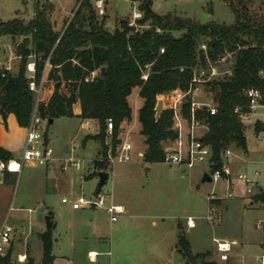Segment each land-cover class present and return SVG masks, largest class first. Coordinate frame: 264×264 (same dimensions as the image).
I'll return each instance as SVG.
<instances>
[{
  "label": "rangeland",
  "instance_id": "1",
  "mask_svg": "<svg viewBox=\"0 0 264 264\" xmlns=\"http://www.w3.org/2000/svg\"><path fill=\"white\" fill-rule=\"evenodd\" d=\"M93 3L94 0H90L97 19L104 17V28L110 32L118 26L119 19L132 20V14L137 9V5L129 0H107L103 14H98ZM255 4L256 2H251L250 6ZM36 6L46 10L53 30L62 32L79 6V1L0 0V22L19 18L26 23L33 17ZM151 10L158 14L171 13L187 17L199 23L231 24L234 20L233 14L221 0H155ZM173 35L178 37L180 33L173 32ZM22 38L23 36L15 39L6 35L0 36V67H5L3 58L11 72L17 71L19 57L16 55V45ZM225 57V61L219 63L222 71L216 78L220 79L228 72V62L233 57L229 54ZM31 62L32 56L28 58L27 64ZM27 74H30L28 70ZM203 81L196 83L192 100L197 103H214L212 94L208 92ZM40 82L39 98L40 101H46L54 89V83L46 78V73ZM128 101L132 118L126 121L118 138L121 144L128 137L132 147L129 152L130 160H116L120 148L118 144L115 155L112 156L115 162L108 161L105 170L125 177L118 186L109 172L99 191L106 195L105 205L112 199L113 203L127 205L130 211L110 222L102 206L77 210L71 208V202L78 197L90 199L98 191L96 171L104 170L92 165V161L100 157L99 144L93 140H89L84 147L80 144L84 135L95 133L96 125L94 124L93 129H85L82 121L76 117L56 118L47 128L52 159L44 165L26 162L19 173L12 174L14 180L10 184L3 183L0 177V224L6 220L8 225L17 228L13 235L11 261H17V253L27 252L33 258L34 264L40 262L42 248L38 234L48 229L44 217L50 213L54 224L50 227L52 240L58 239L53 246V252L65 256L58 257L55 264H188L174 250L175 224L178 222L193 253L208 252L205 259L219 264H231L232 261L235 264H260L258 257L264 253V202L255 200L256 192L237 198L242 184L235 178L232 188L223 180L202 181L204 173L209 170L203 163L187 169L162 162L153 165L151 171L145 173L146 171L141 170L142 165H147L142 157L145 145L137 122V106L142 100L137 94V88L132 89ZM258 115L260 116L252 124L255 135L258 134L259 127L254 126H264V101L256 109V116ZM256 116L247 115L242 121L243 125L251 124ZM185 132L183 127L182 139ZM201 132L202 128L195 130V134ZM253 133L250 128L246 132L251 161L245 160L246 151L233 144L228 147L232 152L230 159L235 171H244L249 175L258 171V180L264 185L260 140ZM4 138L11 144L13 152H20L21 135L6 124H1L0 140L5 142ZM106 140L109 142L110 139L107 137ZM172 147L174 143H164L165 150ZM71 157L78 159L79 168L69 166L63 170L62 162ZM132 169L138 174H132L129 179L128 171ZM59 171L63 173H58ZM55 173L61 175L62 179L51 189L50 178L55 177ZM228 191L233 194V198H226ZM211 194L214 199H209ZM62 197L68 203H61ZM249 199L253 200V208H249ZM208 215L211 217L210 221L206 220ZM187 217L194 221L191 228H186L184 224ZM152 220L155 224L151 223ZM213 238H233L236 243H242V246H233L239 249L242 257L236 258V261L233 258L220 260L215 254ZM91 248L98 252L95 262L89 261L87 257V250Z\"/></svg>",
  "mask_w": 264,
  "mask_h": 264
},
{
  "label": "trees",
  "instance_id": "2",
  "mask_svg": "<svg viewBox=\"0 0 264 264\" xmlns=\"http://www.w3.org/2000/svg\"><path fill=\"white\" fill-rule=\"evenodd\" d=\"M76 1L79 6L62 32L53 30L46 10L40 6H36L33 17L26 23L19 18L0 22V36L13 39L23 36L16 45L17 71L13 73L0 67L3 124L8 114L14 116L19 127L29 124L35 104L27 74V61L32 56L35 83L39 84L45 73L54 83L48 99L36 104V114L46 120L45 143H48L47 128L54 119L89 120L97 130L92 135H84L80 144L83 147L89 140L99 144L100 157L92 161V165L105 171L109 155L114 156L120 144L121 124L131 119L127 97L137 88L142 99L137 110L139 134L145 145L142 157L146 163H161L164 162V143L174 141L178 131L173 127L172 109L159 112L155 109L157 96L194 87V72H207L211 65L221 72L218 60L229 54L233 60L228 72L220 79L203 82L212 94L214 114L201 108L195 111V118L208 127L201 140L211 149L209 172L221 166V154L231 144L246 151L244 125L234 108L248 110L244 94L248 88H258L264 93V76L260 75L264 70V0H221L233 14L231 24L199 23L171 13L158 14L151 10L153 0H129L138 3L141 17L135 20L136 26L129 25L128 19H119L112 32L104 28V17L97 19L90 0ZM251 2L256 4L251 7ZM173 32L180 35L175 37ZM143 74L146 79H142ZM190 100V96H186L180 108L186 119L190 115ZM75 102L80 106L78 115L72 111ZM107 119L113 125L109 142L106 140ZM10 158L12 154L0 146V159ZM13 180L12 173L4 174V183L10 184ZM254 196L256 201L264 202L263 191H257ZM177 229L176 252L188 264H219L205 259L208 252L193 253L179 223ZM38 239L42 255L37 264H53L50 228L39 233ZM11 248L0 259V264H34L27 253L23 262L11 261Z\"/></svg>",
  "mask_w": 264,
  "mask_h": 264
},
{
  "label": "built area",
  "instance_id": "3",
  "mask_svg": "<svg viewBox=\"0 0 264 264\" xmlns=\"http://www.w3.org/2000/svg\"><path fill=\"white\" fill-rule=\"evenodd\" d=\"M94 8L98 14H103L105 0H94ZM141 17L139 11H135L132 14V20H129V25L136 26L135 20ZM204 49V45L201 46ZM226 56V55H225ZM225 56L221 57L218 60V63L225 61ZM34 64L33 62L27 64V70L29 74L28 87L35 95V104L31 114V119L29 124L25 127V139L22 147V151L19 157H12L8 160L0 159V177L3 179V176L6 172L8 173H19L22 170V167L26 162L44 165L50 161L52 150L48 146V143L44 142V133L46 130V120L41 119L36 114V104L40 101V86L34 81ZM221 72L218 70L217 66L211 65L207 72L199 71L194 72L192 83L194 87H189L187 90L175 89L164 94L166 106L173 110V127L177 129L178 136L174 140V147L170 149H164V162L167 164L175 165L179 168L191 169L195 164L203 163L207 167L210 165L211 149L210 146L205 144L201 137L208 130L206 124L198 121L195 118V111L197 109L205 108L210 114H214L215 107L213 103H197L192 100V92L196 89V83L201 80H209L216 78ZM261 76H264V70L260 72ZM204 76V77H203ZM142 79H146V74H143ZM203 77V78H202ZM202 78V79H201ZM203 81V82H204ZM245 96L248 99V110L246 112L241 111L239 107L234 108V112L237 114V117L243 121L247 115H250L256 111V109L262 106L264 101V93L261 92L258 88H248L244 92ZM186 96H190V115L189 119L183 118L180 112L181 104L185 100ZM83 127L85 129H90L93 127V122L89 120L82 121ZM184 123L186 126L185 137H181V125ZM112 121L107 119L106 121V135L109 138L111 136L112 130ZM202 128L200 134H195V130ZM260 140V154H261V163L264 165V129L259 136ZM132 147L128 141V137L120 144L119 154L116 158L118 162H126L130 160V154ZM232 152L230 148L225 149L222 154V163L219 168L214 169L213 171H208V174L211 178V181L223 180L228 185L230 179L234 177L236 180L240 181L242 184V190L244 195H252L257 191L264 192V185H262L257 179L259 177V172L254 171L252 175L244 171H238L235 174L232 173L229 161ZM108 161L114 163L115 159L109 155ZM69 166L74 168H79V161L76 158H68L62 162V169L66 170ZM106 195L101 193L99 190L90 199H83L78 197L76 200L71 202L72 209H81L84 207H104V210L108 216L110 222L115 221L124 210L120 205L113 203L111 200L105 205ZM214 195L211 194L209 199H214ZM226 198H233V194L228 191ZM61 203H68V200L65 197L61 198ZM206 220L210 221L211 217L206 216ZM185 224L188 228L194 226V221L192 218L187 217ZM17 232V229L8 225L6 220L2 221L0 224V259L4 257L10 246L13 245V235ZM214 244L215 254H217L220 260H227L229 254L232 251L233 246L236 244L234 240H220L217 238L212 239ZM96 256V253L89 255L91 259ZM26 256L25 253H17L16 259L18 262H23ZM260 264H263L264 253L258 257Z\"/></svg>",
  "mask_w": 264,
  "mask_h": 264
},
{
  "label": "crops",
  "instance_id": "4",
  "mask_svg": "<svg viewBox=\"0 0 264 264\" xmlns=\"http://www.w3.org/2000/svg\"><path fill=\"white\" fill-rule=\"evenodd\" d=\"M155 0H153V2H154ZM153 2H152V5H151V7L153 6ZM105 3H107V0H105ZM132 4H136L137 5V9L135 10V11H138V3H136V2H131ZM134 11V12H135ZM2 63L4 64V66H5V68L6 69H11V68H9V67H7L6 65H7V62L2 58ZM1 63V62H0ZM228 64H231V61H229L228 62ZM165 94V93H164ZM164 94H161V95H159V96H157V98H156V104H155V107L158 105V103H160L161 104V110L162 109H165V108H167V106H166V101H165V97H164ZM141 99V98H140ZM142 100V99H141ZM127 101H128V97H127ZM128 103H129V101H128ZM141 104H142V102L140 103V105H138L137 106V110H138V108L141 106ZM130 106V105H129ZM72 111H73V113H74V115H78L79 113H80V106H79V103L78 102H75L73 105H72ZM250 115H254V116H256V111L254 112V113H252V114H250ZM260 115H258V116H256V118L253 120V121H251L250 123L251 124H249L248 123V125H244V137H245V144H246V153H244V158H245V160L247 161V162H249V161H251V159H250V157H249V150H248V146H247V135H246V132H247V130L250 128L251 130H252V133H253V127H252V124L254 123V121L259 117ZM132 118V117H131ZM79 119V118H78ZM15 123H16V121H15V118H14V116L12 115V114H8L7 115V117H6V125L7 126H9V128H11V130L12 131H14V132H17V133H19L20 135H21V148H20V152L18 153V152H13V149L12 148H10V143H9V141H7L6 140V138H4L5 139V142H2L1 140H0V146L1 147H3V148H5L6 150H8L11 154H12V157H19L20 156V154H21V151H22V147H23V141H24V134H25V128H23V127H19L18 125H15ZM125 123H126V121L125 122H123L122 124H121V129L125 126ZM1 124H3V121H2V119H1V117H0V126H1ZM17 124V123H16ZM18 126V127H17ZM94 126V125H93ZM245 126H248V127H245ZM183 127H185V129H186V126L184 125V123H182V125H181V130H182V128ZM262 127H263V129H264V126H260L259 127V131H258V134H254V136L257 138V139H259V136L261 135V132L263 131V129H262ZM247 130H246V129ZM90 129H93V127L92 128H90ZM96 132V131H95ZM186 133V132H185ZM181 137H182V134H181ZM87 143H89V141L88 142H86V144ZM172 145H173V143H174V141H172V142H170ZM85 144V145H86ZM84 145V146H85ZM83 146V147H84ZM259 152H260V149H259ZM231 158V157H230ZM134 163V162H133ZM162 163V162H161ZM147 165H142V169L141 170H144V171H146L145 173H149L150 171H151V168H152V166L153 165H155V164H158V163H146ZM229 166H230V169H231V171H232V173L233 174H235L236 172H238V171H240V170H238V171H235V168L233 167V164L231 163V159H230V161H229ZM244 169V168H243ZM242 169V170H243ZM109 172H111L112 174V176L114 177V180H115V182H116V184H118V186H120V184H121V180L125 177V175H123V176H120L118 173H116V172H114L113 173V171H110V170H107V177H108V173ZM129 172V174H128V178L130 177V176H132V174H133V176L134 175H137L138 173H136L137 171H135L134 169H132V170H130V171H128ZM58 173H63V172H58ZM96 173H97V171H96ZM131 173V174H130ZM56 174V173H55ZM260 174V173H259ZM260 176V175H259ZM263 177V176H262ZM131 178V177H130ZM129 178V179H130ZM233 178L234 177H232L231 179H230V183H229V187L230 188H232L233 186H234V182H233ZM259 178V177H258ZM62 179V177H61V175H58V174H56V176L55 177H51L50 178V188L51 189H54L58 184H59V182H60V180ZM107 179V178H106ZM126 179V178H125ZM128 180V179H127ZM258 180V179H257ZM2 181H3V179H2ZM259 181V180H258ZM3 183H4V181H3ZM244 193H243V190H241V192L239 193V195L237 196V198L239 197V198H244ZM246 199V198H245ZM111 201H112V199H110ZM253 200H250L249 199V208H253ZM116 204V203H115ZM117 205H120L122 208H123V210H124V212H123V214H121L122 216L124 215V214H126L128 211H130L129 210V208H128V206L127 205H125V204H123V203H117ZM28 211H30V210H28ZM120 215V216H121ZM50 221H51V223H52V227L54 226V224H53V221H52V217H51V214H50ZM151 223L152 224H155V221L154 220H152L151 221ZM179 223V225H180V222H178ZM178 223H176L175 224V228H176V235H177V232H178V229H177V224ZM184 224H185V222H184ZM185 226H186V224H185ZM180 227H181V225H180ZM186 228H187V226H186ZM17 229V228H16ZM181 229H182V227H181ZM183 230V229H182ZM52 237H53V235H52ZM94 239H95V237H94ZM188 240V239H187ZM224 240H227V239H224ZM231 240H234V241H236L235 239H231ZM58 242V239L57 238H55L54 240H52V248H51V253H52V255H53V257H54V259H53V264H55V261L57 260V258L58 257H63V258H65V256H60V255H58V254H55L54 252H53V246H54V244L55 243H57ZM189 242V241H188ZM240 245V246H242V243H236L235 244V246L236 245ZM260 245H261V243H260ZM174 250H176V248H175V245H174ZM238 248H232V251H231V253L229 254V256H228V259L229 258H233V259H235V261H236V258H238V257H242V255L240 254V252H238ZM22 253H25V256H26V253L27 252H22ZM93 253H96V256L93 258V259H91L90 257H89V255H93ZM108 254H109V252H107ZM97 256H98V252L95 250V249H88L87 250V257H88V260L89 261H91V262H95L96 261V258H97ZM233 262V261H232ZM232 262H231V264H232ZM234 264H235V262H233Z\"/></svg>",
  "mask_w": 264,
  "mask_h": 264
},
{
  "label": "water",
  "instance_id": "5",
  "mask_svg": "<svg viewBox=\"0 0 264 264\" xmlns=\"http://www.w3.org/2000/svg\"><path fill=\"white\" fill-rule=\"evenodd\" d=\"M100 72H101V74L104 76L105 75V73H104V69L103 68H101L100 69ZM58 84V83H57ZM161 104L160 103H158V105L155 107V109L159 112V111H161ZM52 122V120L50 119L49 121H48V123L50 124ZM262 129H263V127H262ZM96 175H97V177H98V183H97V186H98V189H100L101 188V186L105 183V180H106V178H107V172L106 171H98L97 173H96ZM202 181H206V182H210L211 181V178H210V176H209V174L208 173H204V175H203V177H202ZM44 220H45V226H46V228H50V227H52V223H51V221H50V213H48L45 217H44ZM179 264H182L181 262L179 263Z\"/></svg>",
  "mask_w": 264,
  "mask_h": 264
}]
</instances>
